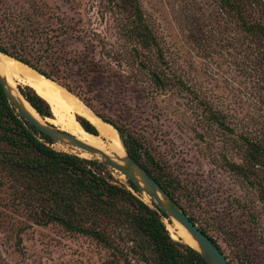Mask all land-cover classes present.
Returning a JSON list of instances; mask_svg holds the SVG:
<instances>
[{"label": "rangeland", "instance_id": "obj_1", "mask_svg": "<svg viewBox=\"0 0 264 264\" xmlns=\"http://www.w3.org/2000/svg\"><path fill=\"white\" fill-rule=\"evenodd\" d=\"M139 2L168 62L162 67L170 81L164 90L147 71L130 65L121 34L123 16L108 0H0V36L20 37L22 29H37L31 41L43 43L55 30L65 35L52 43V49L67 50L70 57L89 52L120 73L119 89L112 88L114 104L104 111L179 180L185 191L177 203L199 226L209 228L231 264H264V201L245 178L227 167V162L245 163L238 136L264 137V68L236 24L221 17L216 0ZM106 52L120 56L121 71L102 57ZM145 54L156 58L154 52ZM209 110L220 114L230 131L213 123ZM48 145L93 158L53 140ZM108 169L116 182L128 187L126 178ZM14 190L12 183L0 188V264L148 263L138 248L142 240L132 230L111 225L125 256L116 260L113 250L91 237L56 223L35 224L30 207L25 200L19 203ZM137 196L152 204L144 193ZM165 223L169 229L174 222Z\"/></svg>", "mask_w": 264, "mask_h": 264}, {"label": "trees", "instance_id": "obj_2", "mask_svg": "<svg viewBox=\"0 0 264 264\" xmlns=\"http://www.w3.org/2000/svg\"><path fill=\"white\" fill-rule=\"evenodd\" d=\"M108 1L117 6L123 16L121 34L129 47L127 57L130 65L138 71H147L158 89H166L170 81L162 67H166L168 62L158 38L147 23L139 0ZM216 2L221 17L236 24L238 34L255 50L253 53L264 68V0ZM36 31L22 29L20 37L11 36V33L8 37L0 36V52L56 82L112 125L126 150L180 203L185 188L179 180L155 159L138 138L104 111L108 105L112 107L114 104L111 100L112 88L119 89L120 73L89 52L70 57L67 50L57 52L52 49V43H57L56 39L65 35L57 34L55 30L46 34L43 43L31 41L35 39ZM204 45H200L203 50ZM145 51L154 52L156 58L148 57ZM102 57L114 61L122 70L120 56L114 57L106 52L102 53ZM20 90L43 117L54 115L50 104L34 89L25 86ZM107 92L111 95L107 96ZM208 114L213 123L230 131L220 114L212 110ZM78 120L89 134L99 136L98 129L90 121L81 117ZM238 138L242 140L245 163L227 162V167L245 178L264 201V137L253 138L251 135L250 138ZM48 143L51 144L52 139L16 112L0 85V188L12 183L15 188L13 196L19 199L20 204L25 200L35 224L48 226L56 223L69 232L91 237L103 247L113 250L114 259L118 260V255L125 256L112 235L111 225L117 223L130 233L132 230L134 237L141 238L142 244L138 248L147 264H208L197 251L171 237L164 222L167 216L159 208L158 212L154 211L139 198L137 194L141 192L132 182L128 181V187L121 185L104 165L54 150ZM190 218L197 223L194 217ZM200 227L222 251L209 233V228ZM128 264L131 263L128 261Z\"/></svg>", "mask_w": 264, "mask_h": 264}, {"label": "water", "instance_id": "obj_3", "mask_svg": "<svg viewBox=\"0 0 264 264\" xmlns=\"http://www.w3.org/2000/svg\"><path fill=\"white\" fill-rule=\"evenodd\" d=\"M1 54H3V53H1ZM5 56H7V55H5ZM9 58H11V57H9ZM11 59H13V58H11ZM32 70H34V69H32ZM35 72L37 74H39L37 71H35ZM39 75L43 76L41 74H39ZM44 78H46V77H44ZM46 79H48V78H46ZM48 80H50V79H48ZM50 81L57 84L56 82H54L52 80H50ZM0 85L2 86L3 91L6 95L9 103L16 110V112L18 114H20L32 126H34L38 131H40L41 133L50 137L55 142L65 144L67 146H71V147L77 148L79 150H82V152H85L88 155L92 156L93 157L92 160L94 159L95 161L104 165L105 167L110 168L112 170H115L116 172L123 174L125 176V178L128 181L132 182L138 188V190L141 193L146 194L150 198L151 203H152V204H150V207L154 211L158 212L157 208H159L160 211L167 216L169 222L171 221V223H172V221H176L185 228V230L190 234V236L196 241L198 248H194L191 245H188L186 243H184V244L188 245L189 247H191L192 249L197 251L200 254V256L208 264H230L229 260L226 258L224 253L219 249V247L215 244L214 240L210 237V235L207 234L197 223H195L190 218V216L180 207V205L177 203V201L171 197V195L157 182V180L151 174H149V172L138 161H136L135 158L127 150H125V148H124V150H125L124 156H120V155L115 154V153L112 154L114 157L107 155L104 151L81 141L76 136H74V135L58 128L56 125L50 123L48 121L49 118L43 117L32 106V104L27 100V98L22 94L21 90H18L16 87L21 98L23 100H25L30 105V107L35 111V113L39 116V118L34 116L26 108L23 100L21 98H18L14 94V91H13L12 87L10 86L8 79L5 76H3L1 73H0ZM58 86H60V85H58ZM67 92L69 94H71L69 91H67ZM71 95H73V94H71ZM91 112H93V111L91 110ZM93 114L97 118H100L94 112H93ZM103 122H105V121H103ZM106 124H108V123H106ZM84 159H87V158H84ZM87 160H90V159H87ZM164 222H165V219H164ZM175 240L182 242L179 239H175Z\"/></svg>", "mask_w": 264, "mask_h": 264}, {"label": "bare ground", "instance_id": "obj_4", "mask_svg": "<svg viewBox=\"0 0 264 264\" xmlns=\"http://www.w3.org/2000/svg\"><path fill=\"white\" fill-rule=\"evenodd\" d=\"M0 73L8 79L14 94L18 98H21V96L19 95L16 86L17 83H21L34 89L40 97L46 100L50 104L52 112L56 118V120L48 119L50 123L76 136L81 141L104 151L111 157H114L112 155L113 153L124 156L125 150L118 131L113 126L106 124L100 118H97L88 107H86L75 96L69 94L64 88H62V86H58L43 76H40L28 66L1 53ZM23 102L26 108L34 116L39 118L30 105L25 100H23ZM78 117L90 121L98 129L99 136L89 134L80 124ZM121 177L122 179L125 178L123 174H121ZM145 199L147 201L150 200L146 194ZM172 223L173 224H169V231L173 238L180 239L184 243L191 245L194 248H198L196 241L182 225L176 221H172Z\"/></svg>", "mask_w": 264, "mask_h": 264}]
</instances>
